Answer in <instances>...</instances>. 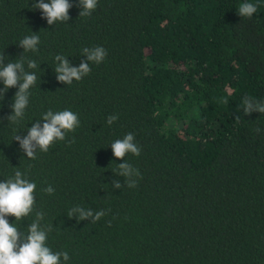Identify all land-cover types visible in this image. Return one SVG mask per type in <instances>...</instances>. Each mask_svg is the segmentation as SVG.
<instances>
[{"label": "trees", "instance_id": "obj_1", "mask_svg": "<svg viewBox=\"0 0 264 264\" xmlns=\"http://www.w3.org/2000/svg\"><path fill=\"white\" fill-rule=\"evenodd\" d=\"M35 2L0 0L5 63L20 59L24 36L40 37L38 53H23L39 67L25 64L37 81L19 124L6 119L18 88L0 100V181L19 168L37 185L33 213L9 223L26 232L43 211L66 264H264V113L242 110L246 95L264 102V0H247L250 19L237 13L245 0H98L87 17L70 0V19L54 25ZM97 46L107 55L89 74L56 79L57 54L79 66ZM49 109L80 125L29 159L13 137ZM129 132L140 155L114 157L110 143ZM124 160L139 170L135 187L112 171ZM77 205L106 214L69 218Z\"/></svg>", "mask_w": 264, "mask_h": 264}, {"label": "clouds", "instance_id": "obj_2", "mask_svg": "<svg viewBox=\"0 0 264 264\" xmlns=\"http://www.w3.org/2000/svg\"><path fill=\"white\" fill-rule=\"evenodd\" d=\"M98 0H78L77 5L81 8L79 16H90L97 7ZM33 9L42 10V16L47 19L49 25L57 22H66L70 19L69 9L73 7L70 0H36L31 5ZM257 12V5L245 2L238 6L237 13L243 18H252ZM35 33V32H33ZM39 35L32 34L24 36L18 45L23 49L20 59L15 62L5 63L4 54H0V82L3 88H0V100L9 88L17 87L13 102L10 105L11 113L6 117L9 123L19 124L25 116V110L29 104L30 89L36 84L37 75L35 72L27 69H36L39 67L37 62L23 55L27 52L39 51ZM82 55L85 59L81 60L79 66L70 64L66 56L57 54L54 57L56 79L66 85L73 81H80L84 76L90 73V63L99 64L107 55L106 50L101 47L83 48ZM222 102L227 103V100ZM242 110L245 114H251L256 111L264 113V102L257 101L251 96L242 98ZM118 119L117 115H109L107 124L111 125ZM236 119H239L237 116ZM41 120L43 123L41 124ZM80 125L78 114L71 110L46 111L41 119L36 120L31 127L27 128L26 135L15 134L13 140L19 143L20 149L29 159H36L37 152H47L56 141H65L69 132H74ZM257 133L260 132L256 128ZM73 140L68 143H73ZM113 156L124 159L129 153L139 156L141 148L135 143L134 134L129 132L122 139H117L110 143ZM117 176L124 178V184L128 187H135L136 177L140 176L139 170L124 160L117 164L112 170ZM119 180L112 181V187L121 189ZM36 183L30 181L25 172L19 168L14 169V174L9 178L0 181V264H66L70 260L67 251H53L47 245L48 234L53 230L52 224L42 226L44 220L43 211H35V218L27 225V231L22 232L14 223H9L8 216L15 217V221H22L25 217L33 213L36 198ZM49 195L54 194L55 189L48 185L41 189ZM106 214L105 210L93 212L82 206L71 208L67 216L75 217L79 220H89L92 223L97 222Z\"/></svg>", "mask_w": 264, "mask_h": 264}]
</instances>
